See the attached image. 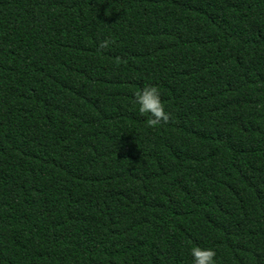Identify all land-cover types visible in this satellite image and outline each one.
Segmentation results:
<instances>
[{
	"label": "trees",
	"instance_id": "obj_1",
	"mask_svg": "<svg viewBox=\"0 0 264 264\" xmlns=\"http://www.w3.org/2000/svg\"><path fill=\"white\" fill-rule=\"evenodd\" d=\"M193 246L264 264V0H0V264Z\"/></svg>",
	"mask_w": 264,
	"mask_h": 264
},
{
	"label": "clouds",
	"instance_id": "obj_2",
	"mask_svg": "<svg viewBox=\"0 0 264 264\" xmlns=\"http://www.w3.org/2000/svg\"><path fill=\"white\" fill-rule=\"evenodd\" d=\"M108 41H101L99 48H105ZM135 104L141 115L148 116V125L153 126L166 122L169 118L168 113L164 110L161 103L160 94L155 86H144L135 94ZM191 264H215L214 257L216 253L213 249L207 247L193 246L189 250Z\"/></svg>",
	"mask_w": 264,
	"mask_h": 264
}]
</instances>
